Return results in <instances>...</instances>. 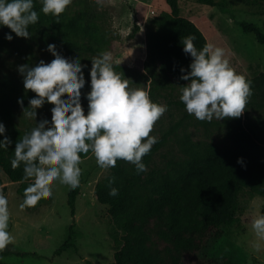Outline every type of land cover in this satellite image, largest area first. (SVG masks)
<instances>
[{
    "label": "trees",
    "instance_id": "16d2710c",
    "mask_svg": "<svg viewBox=\"0 0 264 264\" xmlns=\"http://www.w3.org/2000/svg\"><path fill=\"white\" fill-rule=\"evenodd\" d=\"M99 0H77L76 6L66 5L59 16L44 14L40 0H34L39 14L35 24L29 26V38L18 37L8 26L0 33V50L10 43L21 42L33 49L54 55L47 50L54 43L63 54H99L109 50L111 44L97 11ZM179 0H165L167 10L157 9L146 22V59L144 74L150 80L149 95L153 96L165 86L169 77L180 79L181 68L190 71V54L183 51V39L189 34L196 37L199 50L207 39L197 24L180 14ZM197 3L224 8L226 0H193ZM246 5L258 0H239ZM264 26V18L262 20ZM242 28L252 32L264 49V33L252 23H241ZM11 33V41L5 39ZM251 81L252 94L246 104V115L229 117L221 124L227 144L218 145L208 140H194L186 131L178 134L184 126L185 115L172 123L142 157L145 171H137L129 161L118 159L106 175L94 186V196L99 203L108 206L107 213L116 232L121 233V246L114 252L109 264H230V257L213 256L210 249L221 228L239 222L240 193L264 197V72L246 77ZM36 94L26 90L24 84L8 74H0V122L6 127L13 143L7 149L0 148V174L9 181L18 182L16 191L23 199L25 185L33 177L23 176V164L11 166L15 142L33 127L35 120L23 115L18 99L23 98V107ZM45 100L38 107L45 103ZM205 124V121H199ZM216 124V123H214ZM170 138H174L178 152L164 157L161 164L155 155ZM0 139L3 136L0 135ZM89 153H82V158ZM243 158V163H238ZM2 179L0 177V185ZM117 188L115 196L111 188ZM3 188H5L3 186ZM78 188L68 192L67 204L71 216L75 214ZM50 197L41 196L34 204H25L36 209L50 202ZM74 222L69 225L66 239L54 250L53 256L75 248ZM41 257L35 251L14 248L10 243L0 250L5 256ZM85 264H91L86 261Z\"/></svg>",
    "mask_w": 264,
    "mask_h": 264
},
{
    "label": "clouds",
    "instance_id": "9594fccd",
    "mask_svg": "<svg viewBox=\"0 0 264 264\" xmlns=\"http://www.w3.org/2000/svg\"><path fill=\"white\" fill-rule=\"evenodd\" d=\"M40 3L44 14L59 16L71 0ZM38 19L34 0H0V25L8 26L16 36L29 38V26ZM5 39L11 41L12 34L5 33ZM195 39L189 34L182 42L183 51L193 59L190 71L181 68L184 74L180 79L188 83L181 87L179 99L186 111L199 120L239 117L252 94L251 81L230 64L223 47L206 43L198 50ZM47 50L55 53L47 62L18 66L24 88L36 94L29 99L28 107H23V98L18 99L23 115L36 121L15 142L11 159L13 168L23 164V176L33 177L23 189L20 207L34 204L41 196H52L56 180L78 187L82 153L91 152L103 169L115 167L117 160L123 159L133 163L137 171H145L142 157L157 142L150 132L168 107L154 102L144 88L130 87V80L114 69L112 52L104 50L91 59L90 91L84 93L88 101L85 114L81 89L86 84L84 69L88 65L82 64L77 55L63 54L54 43H49ZM45 100L53 101L51 117L44 115L36 120L37 108ZM5 133V124L0 122L3 149L13 143ZM237 162L243 163V158ZM117 192L113 187L109 194L115 196ZM9 221V200L0 190V250L15 239L9 231ZM250 223L256 237L252 247L259 252L264 249V214L255 215Z\"/></svg>",
    "mask_w": 264,
    "mask_h": 264
},
{
    "label": "rangeland",
    "instance_id": "374dc122",
    "mask_svg": "<svg viewBox=\"0 0 264 264\" xmlns=\"http://www.w3.org/2000/svg\"><path fill=\"white\" fill-rule=\"evenodd\" d=\"M224 8L197 3L193 0H179L180 14L193 20L201 29L207 43L223 47L230 64L239 73L252 77L264 72V49L257 42L252 32L245 31L241 23H252L264 33L262 20L264 18V0L246 5L239 0H226ZM77 0H71L70 5L76 6ZM101 24L107 32L111 44L109 50L113 54V66L117 72H122L129 79V86L144 88L149 92L150 80L144 74L143 62L146 59V22L157 9L167 10L165 0H99L95 7ZM5 25H0V33H4ZM68 57L77 55L84 69L86 84L81 89L82 106L87 113L88 101L84 93L90 91L91 59L97 54L76 53L65 54ZM53 55L41 51L36 46L33 49L25 43L16 42L0 50V74H8L23 83V75L18 66L29 64L34 66L40 60L47 62ZM188 81L178 82L169 77L165 86L150 98L157 103L166 104L167 111L154 123L150 135L155 137L167 129L172 123L189 115L178 134L186 131L194 140H208L218 145L227 144L224 139L221 124L224 119L213 118L211 121L199 120L189 114L184 103L179 99L181 87ZM67 93H62L66 95ZM52 102L37 108L36 120L44 115L51 117ZM246 110L242 112L244 118ZM30 119V118H29ZM32 121V119H30ZM199 121H205L201 124ZM48 123H51L49 119ZM216 123V124H214ZM47 126V124H46ZM174 138L162 147L155 155V162L161 164L164 157L177 153ZM82 173L79 192L75 200V214L71 216L67 204L68 192L72 187L59 180L53 182V195L50 202L36 209L20 207L21 197L16 189L18 182H11L4 173L0 174L2 184L0 190L8 197L10 209L9 231L15 239L10 244L19 250L35 251L41 257L5 256L1 264H109L113 261L114 252L121 246V233L116 232L107 213L108 206L99 203L94 196L96 182L108 172L101 168L94 155L82 158L80 165ZM3 186L5 188H3ZM239 222L218 231L217 239L210 249L213 256L230 257V264H264V249L257 252L252 243L256 239L251 229V219L258 214H264V197L242 191L239 197ZM74 222L75 248L63 251L53 256L54 250L66 239L69 225Z\"/></svg>",
    "mask_w": 264,
    "mask_h": 264
},
{
    "label": "crops",
    "instance_id": "0c3cea01",
    "mask_svg": "<svg viewBox=\"0 0 264 264\" xmlns=\"http://www.w3.org/2000/svg\"><path fill=\"white\" fill-rule=\"evenodd\" d=\"M198 26V25H197Z\"/></svg>",
    "mask_w": 264,
    "mask_h": 264
}]
</instances>
